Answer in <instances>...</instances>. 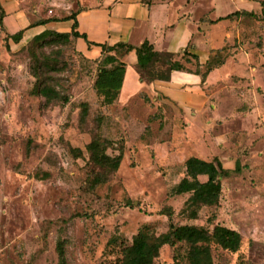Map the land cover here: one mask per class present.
I'll use <instances>...</instances> for the list:
<instances>
[{"label":"rangeland","instance_id":"obj_1","mask_svg":"<svg viewBox=\"0 0 264 264\" xmlns=\"http://www.w3.org/2000/svg\"><path fill=\"white\" fill-rule=\"evenodd\" d=\"M75 1L18 0L30 14L51 11L54 17L75 10ZM244 6L235 1L227 10ZM222 22L228 29L230 22ZM215 35L223 47L224 29ZM235 36L226 45V63L206 76L219 107L211 106L198 123L208 116L211 127L228 136L232 147L223 145L226 152L218 156L227 158L225 167L237 166L222 177L220 206L189 221L179 214L186 196L172 195L184 177V160L195 155L180 127L185 117L147 112L149 103L141 99L105 106L94 89V62L70 45L16 44L0 22V264H118L122 248L140 231L158 236L169 223L209 227L216 221L239 232L242 242L236 253L212 246L213 264H264V142L250 144L254 124L264 129V120L257 121L256 108L239 111L244 102L228 94L247 86L264 94V7L242 21ZM36 61L39 82L58 92L52 102L31 92L29 66ZM94 136L112 143L109 155L124 150L118 170L101 185H95L97 170L86 149ZM167 210L170 219L162 214ZM185 253L184 246H163L153 264H186Z\"/></svg>","mask_w":264,"mask_h":264},{"label":"crops","instance_id":"obj_2","mask_svg":"<svg viewBox=\"0 0 264 264\" xmlns=\"http://www.w3.org/2000/svg\"><path fill=\"white\" fill-rule=\"evenodd\" d=\"M235 1L244 3V8L228 12L229 4L232 5ZM260 2L261 0H76L75 10L60 17L51 14L40 15L37 10L30 14L20 7L18 0H0V8L4 13L2 25L5 32L13 35L22 31L20 42L26 39L28 41L43 31L70 32L73 20L50 21V19H60L74 14L75 31L84 38L74 39L72 45L80 56L91 62L100 60L102 45L113 46L122 43L133 48L149 44L154 51L178 55L179 59L186 51L196 55L198 62L203 65L208 60L210 51L222 48L219 47L215 33L224 29L225 39L222 40V44L226 46L230 39L240 33L242 21L262 13ZM241 11L251 15L224 20L227 15ZM37 21L45 22L36 24ZM222 21L230 22L228 29L221 25ZM121 62L125 65L124 75L114 104L125 106L141 99L142 102L149 103L146 107L147 112H169L178 120L185 117V121L180 122V127L190 138L187 141L189 142L187 150L195 152L192 157L204 161L217 158L224 169L235 170V161L233 167H225L223 161L227 158L218 156L219 152L222 154L226 152L223 145L230 143L229 147H232L233 142L228 140L226 134L221 135L211 127L212 119H208V116L198 123L199 116L207 112L211 106L214 111L219 107L208 94L207 77L202 82L198 75L172 72L169 81L141 82L136 69L135 50L126 54ZM247 87L232 89L228 94L244 102L238 106L239 111L256 108L257 121L262 122L264 94L248 91ZM248 98L252 100L248 101ZM255 124L250 131L254 136V140L250 141L252 146L257 140L264 142V129ZM175 128L177 125L172 123V139L175 138ZM175 145H181V141ZM200 178L205 177H199V180Z\"/></svg>","mask_w":264,"mask_h":264},{"label":"trees","instance_id":"obj_3","mask_svg":"<svg viewBox=\"0 0 264 264\" xmlns=\"http://www.w3.org/2000/svg\"><path fill=\"white\" fill-rule=\"evenodd\" d=\"M260 5L263 8L264 1H261ZM0 13V22H2L4 13L2 11ZM248 15L251 14L244 11L234 12L227 15L224 19ZM57 20H73L71 31L67 33L43 31L31 38L30 43L36 45L40 43L70 45L73 47L72 42L74 39L78 37L84 38L83 35L75 31L76 22L74 14L60 19H50V21ZM44 22L37 21L36 24H43ZM5 34L6 37L16 44L21 41L22 31L13 35H9L6 32ZM101 49L100 60L94 62L97 66L94 89L97 96L102 98V103L105 106L114 104L118 98L125 68L121 60L132 50H135L136 54V69L139 74V80L147 83L152 81H169L172 72L195 74L200 76L202 82H204L207 74L213 69L219 68L227 59L226 46L210 51L209 58L203 65L198 62L196 55L187 53L186 51L180 56V60L176 61L172 54L156 52L149 44H142L139 47L133 48L130 45L120 43L113 46L102 45ZM190 64L196 66V70L191 71L186 67V65ZM43 65L45 69L51 66L49 63H43ZM41 68L37 61L35 65L29 66L30 73L35 78L31 92L34 95L42 97L46 103H49L58 99L59 95L53 88L39 82ZM201 69L203 71H200ZM64 101L67 102L66 99ZM111 145L110 141L94 136L86 147L89 164L97 170L95 185L106 183L107 179L118 170L123 159L124 150L122 148L118 150L116 155L106 153ZM184 170L185 175L173 187L172 195H186L179 214L189 221H195L203 209L220 206L219 203L222 196L221 180L222 177L228 175L229 170L224 169L217 158H214L212 161H204L195 157H191L184 162ZM199 177H205V180L201 181ZM162 214L170 219L173 212L171 213L167 210ZM212 218H214V215ZM241 242L242 236L239 232L227 228L217 221L209 225V227L194 224L175 225L169 223L167 231L158 236H150L141 231L138 232L135 241L131 245L122 248V257L118 261V264H153L154 260L158 257L159 250L166 245L169 247L176 245L184 246L186 249V264H213L212 246L224 252L236 253L240 249ZM62 253L63 251L60 248L61 256Z\"/></svg>","mask_w":264,"mask_h":264},{"label":"built area","instance_id":"obj_4","mask_svg":"<svg viewBox=\"0 0 264 264\" xmlns=\"http://www.w3.org/2000/svg\"><path fill=\"white\" fill-rule=\"evenodd\" d=\"M48 14H51V11H49Z\"/></svg>","mask_w":264,"mask_h":264}]
</instances>
